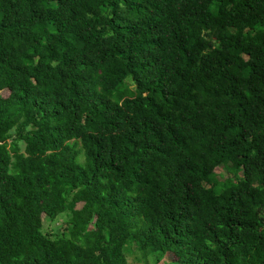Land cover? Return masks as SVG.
<instances>
[{
    "label": "trees",
    "instance_id": "trees-1",
    "mask_svg": "<svg viewBox=\"0 0 264 264\" xmlns=\"http://www.w3.org/2000/svg\"><path fill=\"white\" fill-rule=\"evenodd\" d=\"M3 90L0 264H264V0H0Z\"/></svg>",
    "mask_w": 264,
    "mask_h": 264
},
{
    "label": "rangeland",
    "instance_id": "rangeland-1",
    "mask_svg": "<svg viewBox=\"0 0 264 264\" xmlns=\"http://www.w3.org/2000/svg\"><path fill=\"white\" fill-rule=\"evenodd\" d=\"M2 95H7L8 91L3 90L0 92ZM22 144V143H21ZM23 147V145H22ZM216 173H221L223 176L227 175L224 166L219 165L215 169ZM66 217L64 214L60 215L57 219L50 221L46 215H42V222H43V231L44 232H53V233H61L63 222L65 221ZM89 227H93L90 224ZM173 257L170 254H161L160 252H152L149 254H143L135 247H131V250L127 253V260L128 264H170Z\"/></svg>",
    "mask_w": 264,
    "mask_h": 264
}]
</instances>
